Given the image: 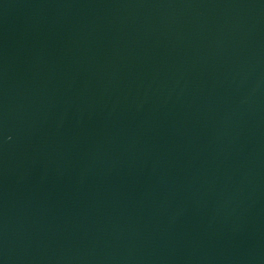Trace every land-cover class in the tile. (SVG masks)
I'll return each instance as SVG.
<instances>
[{
	"label": "water",
	"instance_id": "1",
	"mask_svg": "<svg viewBox=\"0 0 264 264\" xmlns=\"http://www.w3.org/2000/svg\"><path fill=\"white\" fill-rule=\"evenodd\" d=\"M0 264H264V0H0Z\"/></svg>",
	"mask_w": 264,
	"mask_h": 264
}]
</instances>
